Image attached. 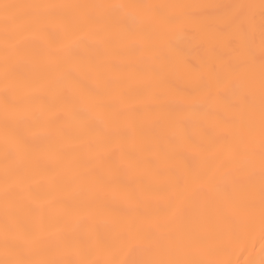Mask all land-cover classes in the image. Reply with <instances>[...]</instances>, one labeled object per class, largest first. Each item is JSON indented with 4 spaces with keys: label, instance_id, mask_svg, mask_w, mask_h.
Masks as SVG:
<instances>
[{
    "label": "snow or ice",
    "instance_id": "1",
    "mask_svg": "<svg viewBox=\"0 0 264 264\" xmlns=\"http://www.w3.org/2000/svg\"><path fill=\"white\" fill-rule=\"evenodd\" d=\"M209 10H214L211 22L206 19ZM170 31L190 35V42L206 48V55L195 57L191 65L188 91L171 83L176 73L169 55L174 49ZM30 33L46 39L58 33L73 37L66 43L57 41L55 49L49 47L55 75L40 85L41 95L55 86L56 98L70 106L74 97L64 96L61 82L75 89V77L82 70L95 72L98 82L88 90L87 100L101 118L106 112L114 126L98 130L96 142L88 145L94 154L88 162H69L82 169L68 182L69 187L76 184L78 192L48 201L49 209L60 205L54 219L46 223L45 207L36 203L30 210L35 226L26 229L17 222L10 228L6 222L0 264H233L228 256L236 229L254 233L258 228L264 241V0L258 5L0 0L6 129L21 103L7 81L26 80L19 69L39 55L29 48ZM117 55L128 56V63L112 62L109 69L117 77L104 79L101 56ZM184 64L187 61L181 60ZM126 71L135 76L138 96L147 97V103L131 98L128 77L121 75ZM105 93L112 99L98 102L96 98ZM152 111L162 118L150 120ZM189 126L197 129L195 137L184 135ZM166 128L174 129V135L157 134ZM149 134L154 146L165 145V156L180 163L179 171L156 168L167 182L163 194L152 202L120 185L122 175L152 165L139 158L143 148L137 144ZM40 151L22 136L13 135L10 145L6 135V220L11 215L7 202L29 191L27 168L44 163ZM117 152L120 165L113 164ZM118 192L123 193L120 198ZM97 210L105 216L106 240L89 246L83 237L94 234ZM197 221L221 226L214 247L194 226ZM93 247L101 253L95 259L90 258ZM246 264H264V256Z\"/></svg>",
    "mask_w": 264,
    "mask_h": 264
},
{
    "label": "bare ground",
    "instance_id": "2",
    "mask_svg": "<svg viewBox=\"0 0 264 264\" xmlns=\"http://www.w3.org/2000/svg\"><path fill=\"white\" fill-rule=\"evenodd\" d=\"M14 2L36 3V4H236L251 3L259 4L260 0H14ZM214 18V10H209L206 17L208 22ZM259 19V17H258ZM169 38L174 43V49L169 53L171 67L176 73L171 81L172 86L178 90L188 91V81L193 78L191 65L195 63V57L206 55V48L197 47L198 41L190 42L191 36H186L179 31H170ZM70 35L58 33L51 38H43L38 34H27V43L30 50H35L39 55L32 57L24 63L19 72L26 77L24 81H16L9 78L7 86L16 93L17 99L21 101L19 110L12 115L8 128L5 127V107L4 90L6 87L4 62H3V38L0 35V259L4 258V229L6 222L12 228L19 222L24 228L36 225V217L31 214L36 203L45 207L46 223L54 219L58 213L60 205H55L49 209V200H61L68 195H75L78 186L68 182L82 169L72 168L69 162L72 160L82 163L88 162L94 155L88 150V145L95 143L98 138V130L105 126H114L108 119L105 112L103 118L100 117L98 109L93 108L87 100V92L97 84V74L82 70L80 75L75 77V89L68 82H61L59 85L64 89V96L73 95L74 101L69 106L63 99L56 98V87L43 89L45 95H41L40 85L46 80L54 77L51 71L54 57L48 54L49 47H56V42L63 40L65 43L71 39ZM123 44H121V47ZM90 50L95 49V45H89ZM104 62L103 78L115 79L117 74L109 69L112 62L127 64L129 57L126 55L101 56ZM181 60L187 64L181 66ZM127 76V86L131 89V98L140 99L147 103V97H139L135 89V76L126 71L121 74ZM98 102H108L112 99L111 93L98 96ZM80 111L79 116H72L69 113ZM189 119H195L191 113H184ZM150 120L162 118V114L152 111L148 113ZM51 122V123H50ZM123 125V121L120 122ZM174 129L166 128L162 132L157 130V134L171 137ZM6 135L11 145L13 135L24 137L27 142L41 149L38 153L44 163L40 166L27 168L25 174V186L29 191L19 192L15 198L7 202V207L11 215L5 216L6 201L4 198L5 177H4V150ZM184 135H197V129L189 126L184 129ZM137 144L143 150L139 153V158L152 162L150 167H135L130 174L122 175L120 185L133 192L142 201H155L160 195L162 187L166 184L167 178L164 175H157L156 168H173L179 171L180 163L174 158L165 156V145L154 146L153 136L149 134L143 138H138ZM62 154V157H61ZM119 153L113 157V164L120 165ZM30 193V194H29ZM112 195L111 193L109 194ZM123 193H116L120 198ZM81 201L84 196L78 197ZM96 226L92 236L83 237L86 245L94 246L98 241L103 244L106 240L103 221L105 216L100 211L94 213ZM198 232L207 235L209 246L214 247L218 243V233L221 230L219 224H209L197 221L194 225ZM237 237L233 240L228 258L233 264H246L247 261H259L264 256L260 240L259 229L254 233H247L236 229ZM13 234V233H10ZM98 253L93 247L90 258H97Z\"/></svg>",
    "mask_w": 264,
    "mask_h": 264
}]
</instances>
